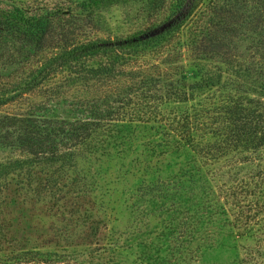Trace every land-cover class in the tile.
<instances>
[{"label":"trees","instance_id":"obj_1","mask_svg":"<svg viewBox=\"0 0 264 264\" xmlns=\"http://www.w3.org/2000/svg\"><path fill=\"white\" fill-rule=\"evenodd\" d=\"M126 4L123 19L135 25L115 31L104 11ZM94 22L104 35L92 32ZM189 23L198 72L191 82L178 61L181 45L180 57L174 46ZM73 88L81 95L64 114L36 113V102L0 111V145L8 148L0 159V264L50 261L35 248L2 247L12 241L3 186L14 180L77 208L91 201L76 177L86 179L78 165L92 156L128 157L132 166L183 156L180 255L212 245L210 223L245 224L247 210H264V0H0V106L36 93L64 100ZM212 88L223 91L195 100L197 91ZM231 152L261 166L247 179L213 185L205 166Z\"/></svg>","mask_w":264,"mask_h":264},{"label":"rangeland","instance_id":"obj_2","mask_svg":"<svg viewBox=\"0 0 264 264\" xmlns=\"http://www.w3.org/2000/svg\"><path fill=\"white\" fill-rule=\"evenodd\" d=\"M129 5H113L104 11L111 29L126 31L135 25L123 19L122 11ZM99 25L100 22H94L92 32L104 35L106 32H102ZM192 29L194 23L183 27L177 37L178 43L174 44L178 54L181 45L183 55L178 61L183 65L188 82L198 77L188 47ZM153 58L149 56L148 61ZM203 62L208 67L220 64L215 60ZM222 91V88L197 91L195 100ZM79 94L81 91L73 88L63 100L36 93L1 105L0 111L19 112L36 102V113L64 114L69 112L67 102ZM261 99L264 102V95ZM177 105L180 111V104ZM7 151L8 148L0 145V159ZM242 158V152H231L205 166L209 169L211 183L222 186L235 179H247L261 166L258 159L244 161ZM127 160L128 157L125 161L99 155L82 160L78 172L86 174V179L76 177V181L85 183V189H90L91 201L85 199L77 208L73 204L59 206L60 200L36 195L33 189L24 191L11 180L8 187L3 186L1 197L5 196L7 201L2 217L6 237L12 241L2 247L5 251L14 246V249L35 248L43 254L48 252L50 261L45 264H67V260L74 264H264V210H247L250 219H245V224L237 222L216 228L215 223H210L207 226L210 230L205 232L214 237L212 245L200 249L193 246L188 254L180 255V165L183 156L173 152L141 163L133 162L135 166L129 165ZM136 165L144 169L137 171ZM70 177L59 179L61 183H69ZM149 182L155 184L145 187ZM62 192L56 190L53 194L58 196ZM210 239L207 237L205 241Z\"/></svg>","mask_w":264,"mask_h":264}]
</instances>
